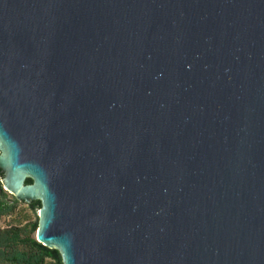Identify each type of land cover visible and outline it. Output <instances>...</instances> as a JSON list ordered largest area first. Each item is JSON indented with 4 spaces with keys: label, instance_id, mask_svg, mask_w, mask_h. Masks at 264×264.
<instances>
[{
    "label": "water",
    "instance_id": "water-1",
    "mask_svg": "<svg viewBox=\"0 0 264 264\" xmlns=\"http://www.w3.org/2000/svg\"><path fill=\"white\" fill-rule=\"evenodd\" d=\"M0 171L63 264H264V0H0Z\"/></svg>",
    "mask_w": 264,
    "mask_h": 264
},
{
    "label": "trees",
    "instance_id": "trees-1",
    "mask_svg": "<svg viewBox=\"0 0 264 264\" xmlns=\"http://www.w3.org/2000/svg\"><path fill=\"white\" fill-rule=\"evenodd\" d=\"M1 177L0 171V218L17 213L20 204H25L28 212L19 209L16 223L0 227V264H63L58 250L42 245L35 238L40 201L26 203L9 196L2 187ZM26 182L30 183L31 179Z\"/></svg>",
    "mask_w": 264,
    "mask_h": 264
},
{
    "label": "rangeland",
    "instance_id": "rangeland-1",
    "mask_svg": "<svg viewBox=\"0 0 264 264\" xmlns=\"http://www.w3.org/2000/svg\"><path fill=\"white\" fill-rule=\"evenodd\" d=\"M6 192L9 194V196L11 195L8 191H6ZM19 209H23L26 212H28V209H27L26 205L25 204H20L19 207H18V209H17V213L9 214V215H4V216H2L0 218V227H6V226H9L11 224L16 223L17 218H19V214H18V210ZM37 214H38V211H37Z\"/></svg>",
    "mask_w": 264,
    "mask_h": 264
}]
</instances>
